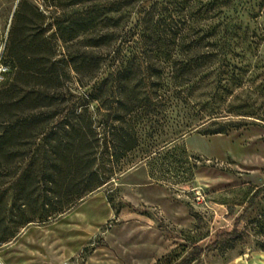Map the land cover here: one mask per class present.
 Here are the masks:
<instances>
[{
  "label": "rangeland",
  "instance_id": "rangeland-1",
  "mask_svg": "<svg viewBox=\"0 0 264 264\" xmlns=\"http://www.w3.org/2000/svg\"><path fill=\"white\" fill-rule=\"evenodd\" d=\"M117 1L0 0V63L8 67L0 89L12 78L9 72L15 63L9 40L13 29L23 27L26 38L54 43L56 60H62L67 50L62 38L82 40L90 35L86 25L73 32V23L81 26L91 8H114ZM153 10L154 19L159 15L164 18L159 27L162 38L184 40L183 45H191V52L201 53L211 49L216 40L229 38L228 60L240 68L236 73L242 74L243 86L224 101L220 95L215 97L202 110V121L172 138L170 148H175L166 158V141L184 123L181 111L178 117L174 111L170 119L162 102L146 105L116 122V135L130 129L138 146L112 169L107 165L105 179L79 196L65 190L66 163L52 176L44 173L45 181L51 177L53 182H41L39 173L36 179L41 183L34 186L23 181L19 185L23 192L16 194L8 172L18 163L1 168L0 264H178L194 247L204 249L216 234L233 229L243 238L222 240L216 249L191 258L188 264L234 260L236 264H264V0H157ZM100 16L92 34L97 37L107 30ZM140 18L132 10L121 38H140ZM153 30L151 26L150 38ZM136 42L131 45L138 46ZM60 70L64 74L59 89L65 114L85 89L76 87L65 64ZM208 74L180 90L197 86ZM232 106L239 109L231 110ZM89 111L99 116L108 113L104 109L96 113L94 102ZM238 111L244 115L234 114ZM207 112L212 114L210 118ZM194 115L190 111L189 120L197 119ZM212 121L232 122L238 128L223 135L203 136L200 131L212 128ZM39 139L26 137L24 141L31 144L15 146L26 154L19 165L21 171L35 157ZM196 192L203 194V203L195 201ZM12 203L15 207L9 212ZM18 205L25 207L18 210ZM24 220L31 222L21 226Z\"/></svg>",
  "mask_w": 264,
  "mask_h": 264
},
{
  "label": "trees",
  "instance_id": "trees-1",
  "mask_svg": "<svg viewBox=\"0 0 264 264\" xmlns=\"http://www.w3.org/2000/svg\"><path fill=\"white\" fill-rule=\"evenodd\" d=\"M156 6L157 0H118L114 8H91L81 26L76 21L72 28L76 32L86 25L90 35L82 40L62 38L67 49L62 60H56L54 43L43 38H26L23 27L13 29L9 40V53L15 63L13 71L9 72L12 78L5 80L0 89V169L13 161L15 165L18 163L13 171L8 172V176L14 179L11 187L15 194L23 192L19 187L21 182L34 186L44 182V173L52 176L54 171L62 168V162L69 169L65 190L73 192V196H79L82 190L88 191L100 179H105L107 165L112 169L115 162L138 146L132 130H120L116 135L119 129L114 124L130 118L146 105L156 106L163 102L170 111L167 114L170 119L174 111L177 117L182 112L184 123L181 130L171 134L165 144L167 150H162L166 158L175 148H170L172 138L202 121V110L207 109L215 97L220 95L224 101L243 86L242 74L236 73L240 68L228 60L226 41L229 38L216 40L211 49H202L201 53L199 50L191 52V45H183L184 40L179 43L176 38L173 41L162 38L159 27L164 18L159 15L154 19L152 16ZM132 10L141 17L138 20L140 38H121ZM100 15H103L107 30L97 37L92 34L95 19ZM151 26L155 33L152 38L148 35ZM108 29L115 30L109 32ZM135 39L136 47L131 45ZM61 64L73 74L76 87L85 89L83 95L74 98L65 114L59 89L64 83ZM206 72H209L208 76L197 86L185 92L180 90ZM91 102L96 104V113L101 109L108 113L91 114ZM233 107L231 110L239 109ZM190 111L195 112L197 119L189 120ZM209 114L206 116L210 118L212 114ZM234 114L240 116L243 113ZM210 125L212 128L200 131L203 136L223 135L231 128H238L232 122L212 121ZM31 136L40 138L41 143L36 148L35 157L30 158L27 167L21 171L19 165L26 154L15 146L28 143L24 140ZM54 154L56 157L52 158ZM156 154L161 155L160 152ZM39 173L42 174L41 182L36 179ZM49 179L45 182H53L51 177ZM22 206L25 207L18 205L17 209ZM14 207L15 203H12L9 212ZM29 222L24 220L21 226ZM242 238V233L236 229L218 233L210 245L204 249L194 247L178 264H188L191 258L198 259L203 252L216 249L222 240Z\"/></svg>",
  "mask_w": 264,
  "mask_h": 264
},
{
  "label": "built area",
  "instance_id": "built-area-1",
  "mask_svg": "<svg viewBox=\"0 0 264 264\" xmlns=\"http://www.w3.org/2000/svg\"><path fill=\"white\" fill-rule=\"evenodd\" d=\"M8 70L5 63H0V80L3 78L4 73ZM195 201L197 204H201L205 201L204 196L201 192H196Z\"/></svg>",
  "mask_w": 264,
  "mask_h": 264
},
{
  "label": "crops",
  "instance_id": "crops-1",
  "mask_svg": "<svg viewBox=\"0 0 264 264\" xmlns=\"http://www.w3.org/2000/svg\"><path fill=\"white\" fill-rule=\"evenodd\" d=\"M236 263H238L237 261H230V262H228V263H226V264H236Z\"/></svg>",
  "mask_w": 264,
  "mask_h": 264
}]
</instances>
